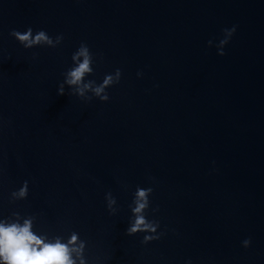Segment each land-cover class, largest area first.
Returning <instances> with one entry per match:
<instances>
[{
    "label": "water",
    "instance_id": "95a60500",
    "mask_svg": "<svg viewBox=\"0 0 264 264\" xmlns=\"http://www.w3.org/2000/svg\"><path fill=\"white\" fill-rule=\"evenodd\" d=\"M25 221L74 264H264V0H0V223Z\"/></svg>",
    "mask_w": 264,
    "mask_h": 264
},
{
    "label": "clouds",
    "instance_id": "9594fccd",
    "mask_svg": "<svg viewBox=\"0 0 264 264\" xmlns=\"http://www.w3.org/2000/svg\"><path fill=\"white\" fill-rule=\"evenodd\" d=\"M224 31L230 37L235 28L224 29ZM16 39L24 44L26 48L31 47L34 44L47 43L48 45L55 47L63 39L62 36H57L55 42L46 35V33L41 30L34 37L32 35V28H28L25 32H20L13 29L11 32ZM211 41H209V44ZM227 39H222L220 41L221 48L219 54L223 55V45L227 44ZM84 57L82 62L78 63V66L74 67L68 72L69 79L68 84H79L82 81V77L85 73H90L92 68L90 64L92 62V53L90 52L88 46L85 43H81L78 50L72 55L73 61H78L79 57ZM121 75L120 69H116V81L119 82ZM114 83L112 76H106L103 84L95 89L97 95H100L104 91V87ZM88 87V85H85ZM60 92H63V86L60 87ZM80 94L83 95V90H80ZM101 100H107L108 95L100 97ZM152 191L149 189H138L136 192L137 206L134 209L135 212L140 213L145 207H147V197ZM27 192V182H25V187L20 189L19 195L25 196ZM150 227V225L145 223L143 216H138L135 224L130 232H135L141 228ZM153 230H155L153 228ZM145 239H148L146 237ZM76 240V236H72V241ZM71 243V241H70ZM245 246L250 243L249 240H245ZM70 249L68 245L61 243L57 240L55 243H45L44 240L31 231V222L25 221L21 226L18 224L5 225L0 223V258L6 262V264H74V262L69 257Z\"/></svg>",
    "mask_w": 264,
    "mask_h": 264
}]
</instances>
